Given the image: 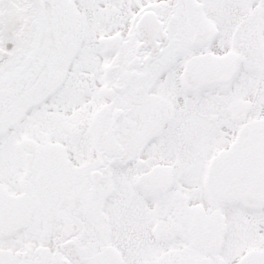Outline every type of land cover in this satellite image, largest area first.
<instances>
[{"label": "snow or ice", "instance_id": "obj_1", "mask_svg": "<svg viewBox=\"0 0 264 264\" xmlns=\"http://www.w3.org/2000/svg\"><path fill=\"white\" fill-rule=\"evenodd\" d=\"M0 264H264V0H0Z\"/></svg>", "mask_w": 264, "mask_h": 264}]
</instances>
